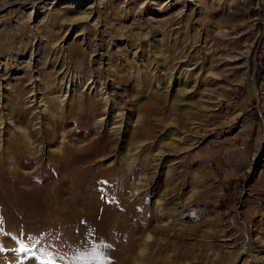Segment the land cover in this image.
Listing matches in <instances>:
<instances>
[{
    "label": "rangeland",
    "instance_id": "rangeland-1",
    "mask_svg": "<svg viewBox=\"0 0 264 264\" xmlns=\"http://www.w3.org/2000/svg\"><path fill=\"white\" fill-rule=\"evenodd\" d=\"M92 1L0 0V264H264V0Z\"/></svg>",
    "mask_w": 264,
    "mask_h": 264
},
{
    "label": "bare ground",
    "instance_id": "bare-ground-1",
    "mask_svg": "<svg viewBox=\"0 0 264 264\" xmlns=\"http://www.w3.org/2000/svg\"><path fill=\"white\" fill-rule=\"evenodd\" d=\"M92 2H95L94 0L92 1ZM93 8V7H92ZM67 75V74H66ZM65 75V77H67ZM84 81H86L85 83H84V85H86L87 83H88V80H84ZM59 87H62L63 86V82H60L59 84ZM88 88L89 89H92L91 88V86H89L88 85ZM95 88V87H94ZM63 89V90H62ZM61 90V93H59L57 96H56V99L58 100V101H60V103H62L63 102V100H64V96H66V94L68 93V90L66 91L65 90V88H62ZM67 92V93H66ZM64 93H65V95H64ZM38 100H39V98L36 96H34V97H32V103L33 102H38ZM77 103H79L80 104V101H78ZM77 103H75V105H79V104H77ZM48 103L46 102V100L44 99V98H42V99H40V101L38 102V105L40 106V107H43L44 109H43V114L45 115V116H47L48 114H49V109H48V105H47ZM19 107L20 106H15L14 107V110L16 111V110H21V109H19ZM96 110V109H95ZM94 110V108L93 109H91L90 110V116H94L95 115V113H96V111ZM41 112V111H40ZM51 121H53V118H51L50 119ZM53 123V122H52ZM57 123V122H56ZM97 123H100V122H96V124ZM121 120L119 119L118 121H116L114 124H113V128H112V130L113 131H117L119 128H120V126H121ZM10 125V123H7V121L6 120H4V117L2 116V114H0V129H2V128H4V126H6V125ZM56 129V128H55ZM53 130V129H52ZM54 131V130H53ZM114 133V132H113ZM19 138V137H18ZM16 140H17V138H16ZM19 140V139H18ZM162 202V201H161ZM163 203V202H162ZM162 203H160V202H158V208H162ZM164 204V203H163ZM162 224H165L164 223V221H162L161 222ZM151 237L150 236H148L147 237V239L149 240ZM146 249V247L144 248V250H143V252H142V256L144 257L145 256V250ZM41 264H47L46 262H43V263H41Z\"/></svg>",
    "mask_w": 264,
    "mask_h": 264
}]
</instances>
